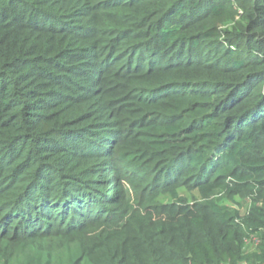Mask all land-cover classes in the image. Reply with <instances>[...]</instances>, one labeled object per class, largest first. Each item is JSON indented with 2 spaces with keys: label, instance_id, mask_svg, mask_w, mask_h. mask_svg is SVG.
<instances>
[{
  "label": "trees",
  "instance_id": "obj_1",
  "mask_svg": "<svg viewBox=\"0 0 264 264\" xmlns=\"http://www.w3.org/2000/svg\"><path fill=\"white\" fill-rule=\"evenodd\" d=\"M121 171L199 199L113 231ZM242 261L264 264V0H0V264Z\"/></svg>",
  "mask_w": 264,
  "mask_h": 264
},
{
  "label": "rangeland",
  "instance_id": "obj_2",
  "mask_svg": "<svg viewBox=\"0 0 264 264\" xmlns=\"http://www.w3.org/2000/svg\"><path fill=\"white\" fill-rule=\"evenodd\" d=\"M120 185H121V197L118 199L115 205V221L118 223L115 225V230L121 228L124 224L128 226L132 224H137L145 220L159 221L165 220L169 223L174 222L178 219L180 215H177V211L182 209V204L185 206H191L193 199H199L195 190L188 187H180L179 196L185 198L186 203H182L179 198L172 197V192L170 188H165L163 190H158L157 192L151 191L149 185L142 183L141 181L134 180L132 177L127 175V172H120ZM110 189L112 186H106ZM221 195V194H219ZM223 198V197H222ZM222 203L229 206L231 209H239L245 211L247 208V203L243 200L236 198L235 201H230L227 199L222 200ZM180 204V205H179ZM154 205H162L160 214L156 215L149 208L154 207ZM169 206V207H168ZM176 206L177 208H174ZM172 211H176L173 213ZM105 226L99 225L96 229L97 231L86 232L83 234H74L68 238H54L48 241H37L33 243L38 249L49 250L53 252L54 255L58 254L60 256H66L69 249L76 248L89 240V238L95 235H101L100 231L103 230ZM259 241H249L246 245L248 251L252 250L253 247ZM31 244V243H29ZM238 264H250L248 262L242 261Z\"/></svg>",
  "mask_w": 264,
  "mask_h": 264
}]
</instances>
